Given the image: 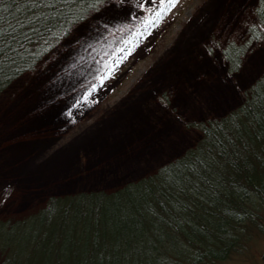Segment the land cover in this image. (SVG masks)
<instances>
[{"label":"rangeland","instance_id":"rangeland-1","mask_svg":"<svg viewBox=\"0 0 264 264\" xmlns=\"http://www.w3.org/2000/svg\"><path fill=\"white\" fill-rule=\"evenodd\" d=\"M258 1L178 0L155 20L169 4L108 0L76 25L0 95V218L51 195L113 189L194 145L189 123L234 109L263 73L264 40L237 72L221 53L247 40ZM261 251L224 264H262Z\"/></svg>","mask_w":264,"mask_h":264},{"label":"trees","instance_id":"trees-1","mask_svg":"<svg viewBox=\"0 0 264 264\" xmlns=\"http://www.w3.org/2000/svg\"><path fill=\"white\" fill-rule=\"evenodd\" d=\"M107 1L0 0V95ZM247 34L221 50L231 72L264 40V0ZM188 126L194 145L145 176L0 218V264H224L258 242L264 264V70L234 109Z\"/></svg>","mask_w":264,"mask_h":264},{"label":"snow or ice","instance_id":"snow-or-ice-1","mask_svg":"<svg viewBox=\"0 0 264 264\" xmlns=\"http://www.w3.org/2000/svg\"><path fill=\"white\" fill-rule=\"evenodd\" d=\"M169 4L170 7L169 8H164V7H161L158 11H156L155 13V17L154 19L155 20H162L163 19V16L164 14L167 12V11H170L172 7H175L178 3V0H161V4ZM126 58V57H125Z\"/></svg>","mask_w":264,"mask_h":264},{"label":"bare ground","instance_id":"bare-ground-1","mask_svg":"<svg viewBox=\"0 0 264 264\" xmlns=\"http://www.w3.org/2000/svg\"><path fill=\"white\" fill-rule=\"evenodd\" d=\"M22 129H19L18 131H21Z\"/></svg>","mask_w":264,"mask_h":264}]
</instances>
